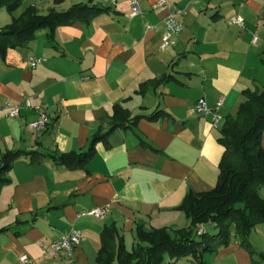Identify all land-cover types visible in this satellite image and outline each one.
Masks as SVG:
<instances>
[{
    "label": "crops",
    "instance_id": "obj_1",
    "mask_svg": "<svg viewBox=\"0 0 264 264\" xmlns=\"http://www.w3.org/2000/svg\"><path fill=\"white\" fill-rule=\"evenodd\" d=\"M157 1L139 0L135 17L111 0H23L11 15L0 8V27L29 6L41 14L75 3L106 8L89 21L41 28L27 45L0 57V153L39 149L58 156L86 150L94 134L107 133L85 168L52 158L33 162L26 154L15 161L0 188V264H98L106 226L115 225L131 250L139 224L188 227L191 219L179 208L188 191L217 183L221 131L195 103L204 97L213 105L225 96V122L246 101L245 89L264 88V0H167L185 13L179 14L183 31L166 50L160 44L168 9ZM237 16L245 27L233 23ZM147 23L160 30L147 31ZM33 56L45 60L31 68ZM7 102L22 107L18 117L7 115ZM116 104L131 121L142 117L114 127ZM156 109L166 113L148 118ZM40 111L50 122L35 131L29 124ZM259 193L264 197V187ZM96 206H107L104 217L78 215ZM71 227L81 235L74 257L49 256L40 242ZM249 240L253 253L234 235L229 245L204 255L206 264H264V223L252 228ZM24 254L30 262L20 260Z\"/></svg>",
    "mask_w": 264,
    "mask_h": 264
},
{
    "label": "trees",
    "instance_id": "obj_2",
    "mask_svg": "<svg viewBox=\"0 0 264 264\" xmlns=\"http://www.w3.org/2000/svg\"><path fill=\"white\" fill-rule=\"evenodd\" d=\"M22 3L23 0H0V7H7L12 13ZM104 10L106 8L97 4L75 3L65 11L50 9L41 14L35 6H29L20 16L13 17L12 23L0 27V57L5 56L8 48L27 45L41 28L54 30L79 19L89 21ZM243 93L246 101L239 105L236 115L227 116L220 128L218 141L224 146V152L216 185L203 191L190 189L179 206L191 219L190 225L179 229H146L139 224L138 241L131 250L126 249L115 225L106 226L101 234L98 264H162L166 254L171 259L169 264H177L180 258L187 256L192 257V264H206L204 255L229 245L234 235L239 236L241 245L254 252L250 232L255 225L264 223V197L259 193L264 187V88H248ZM164 113V109H156L147 117L154 119ZM129 115L127 109L116 104L114 118L119 120L114 127L126 126L142 117L131 121ZM106 135L97 132L88 149L62 152L58 156L39 149L2 152L0 188L9 181L6 174L23 154L29 155L33 162L52 158L72 169L85 168L95 154L96 143ZM210 223L212 225L206 229L205 225Z\"/></svg>",
    "mask_w": 264,
    "mask_h": 264
},
{
    "label": "built area",
    "instance_id": "obj_3",
    "mask_svg": "<svg viewBox=\"0 0 264 264\" xmlns=\"http://www.w3.org/2000/svg\"><path fill=\"white\" fill-rule=\"evenodd\" d=\"M113 6L120 10H127L129 17H135L141 14L139 6V0H111ZM157 4L160 6H166L168 13L164 18V26L162 29V41L160 48L166 50L176 44V39L184 29V24L179 19V14L185 13V10H180L175 4H170L167 0H158ZM233 23L240 27H245L244 18L237 16L233 19ZM147 31H159L160 28L157 24H146ZM258 37L254 36V41H257ZM45 59L43 57L33 56L28 60V65L31 68L43 63ZM226 97L222 96L213 105H210L204 97L197 99L195 103L196 111L203 115L208 116L211 119V124L215 129H220L224 123L225 116L222 112ZM25 106L31 107V100L29 97L23 99ZM4 108L7 110V115L10 117H18L21 114V106L17 104H11L9 102L4 104ZM50 122V116L45 111H40L38 118L29 124V127L35 131H42L47 128ZM107 213V206H96L86 211L79 212V216L93 215L96 217H104ZM210 226L212 223L209 224ZM201 232L203 229L200 230ZM81 241V235L77 229L71 227L64 232L58 239H52L50 241H41V247L51 257H57L59 254L64 253L68 258H73L75 249ZM20 260L23 263L30 262V258L27 255H21Z\"/></svg>",
    "mask_w": 264,
    "mask_h": 264
},
{
    "label": "rangeland",
    "instance_id": "obj_4",
    "mask_svg": "<svg viewBox=\"0 0 264 264\" xmlns=\"http://www.w3.org/2000/svg\"><path fill=\"white\" fill-rule=\"evenodd\" d=\"M1 8V7H0ZM5 8V10L11 15V14H13L14 12H10L8 9H7V7H4ZM12 21H13V17H12V19H11V21H9L8 23H6L5 25H7V24H9V23H12ZM5 25H3V26H5ZM2 26V27H3ZM216 185V184H215ZM209 230L211 231L212 229L211 228H209ZM167 256H169L168 254H166L165 255V258H167ZM165 260V259H164ZM170 262V261H169Z\"/></svg>",
    "mask_w": 264,
    "mask_h": 264
}]
</instances>
